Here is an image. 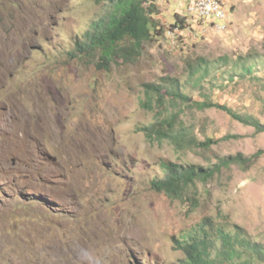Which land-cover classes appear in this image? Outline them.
Wrapping results in <instances>:
<instances>
[{
	"label": "rangeland",
	"instance_id": "rangeland-1",
	"mask_svg": "<svg viewBox=\"0 0 264 264\" xmlns=\"http://www.w3.org/2000/svg\"><path fill=\"white\" fill-rule=\"evenodd\" d=\"M222 1L227 31L193 26V38L175 44L167 32L183 8L160 0L154 21L163 36L106 70L72 52L108 13L107 0H0V264H180L174 240L206 219L264 245V133L188 105L180 118L197 144L219 143L180 150L140 131L157 119L142 107L144 85L167 76L180 78L194 102L264 124V0ZM248 55L261 63L253 74L218 63ZM199 58L215 68L191 83ZM239 154L249 165L196 181L186 200L152 187L167 164L207 169Z\"/></svg>",
	"mask_w": 264,
	"mask_h": 264
},
{
	"label": "trees",
	"instance_id": "trees-1",
	"mask_svg": "<svg viewBox=\"0 0 264 264\" xmlns=\"http://www.w3.org/2000/svg\"><path fill=\"white\" fill-rule=\"evenodd\" d=\"M108 13L92 24V31L85 39H77L76 48L72 52L75 58L84 61L98 60L99 67L108 70L112 63L123 60L132 63L143 50L145 43L151 42L165 33L154 21V16L160 12V0H107ZM178 16L172 27L184 23ZM39 53V52H38ZM248 56H241L234 60L226 56L218 62L222 67L231 66L235 71L242 70V74H253L259 60ZM191 83L201 82L208 77L215 66L209 64L206 58H199L191 63ZM238 73V72H236ZM145 99L142 107L156 113V122L151 126L141 128L150 139L169 141L176 148L207 147L219 143L220 140L209 139L205 143L194 140L195 133L180 118L182 105L194 106L200 110L217 109L227 113L232 119L243 125L253 127L257 133H264V124L255 116L243 115L227 105L212 101H196L186 93L185 84L180 78L167 76L160 83L144 85ZM230 136L221 140H228ZM259 151L255 157H259ZM252 159H245L242 154L227 158L214 164L213 168L198 165L167 164V175L162 181L153 182L154 190L166 194L173 200H186V194L196 181H207L224 166L238 163L247 166ZM23 197H27L24 196ZM35 197V196H32ZM28 198H31L29 196ZM42 199V197H40ZM30 202V200H28ZM189 201V199L187 200ZM193 209L198 206L197 200L192 202ZM175 247L184 253L185 258L180 264H252L255 257L264 258V245L252 241L245 229L236 226L227 228L214 219H206L190 234L174 240ZM250 254L243 262V255ZM142 264V263H141Z\"/></svg>",
	"mask_w": 264,
	"mask_h": 264
},
{
	"label": "built area",
	"instance_id": "built-area-1",
	"mask_svg": "<svg viewBox=\"0 0 264 264\" xmlns=\"http://www.w3.org/2000/svg\"><path fill=\"white\" fill-rule=\"evenodd\" d=\"M183 8L184 14L180 17L185 22L172 27L167 32V38L172 43H188L193 38V26L210 25L217 31H227L228 13L222 0H177Z\"/></svg>",
	"mask_w": 264,
	"mask_h": 264
}]
</instances>
